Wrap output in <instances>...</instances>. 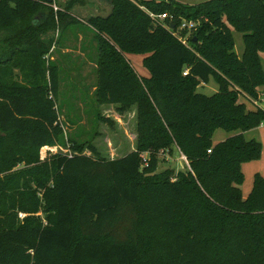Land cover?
<instances>
[{
	"label": "trees",
	"instance_id": "1",
	"mask_svg": "<svg viewBox=\"0 0 264 264\" xmlns=\"http://www.w3.org/2000/svg\"><path fill=\"white\" fill-rule=\"evenodd\" d=\"M44 1L0 0V173L27 165L0 177V264H264V176L246 197L240 189L242 165L262 151L244 132L264 122V0H104L110 10L83 21L75 13L92 0H56V12ZM183 20L199 21L186 43L174 34ZM77 22L96 43L97 107L135 108L136 148L124 156L60 125L56 55ZM211 79L216 92L197 91ZM218 129L234 134L213 143ZM66 142L71 153L40 157ZM162 148L188 165L157 171Z\"/></svg>",
	"mask_w": 264,
	"mask_h": 264
},
{
	"label": "rangeland",
	"instance_id": "2",
	"mask_svg": "<svg viewBox=\"0 0 264 264\" xmlns=\"http://www.w3.org/2000/svg\"><path fill=\"white\" fill-rule=\"evenodd\" d=\"M175 2L195 5L205 0H174ZM45 2V1H44ZM60 2V1H59ZM54 1L57 7H61V3ZM46 3V2H45ZM90 7L82 10H77L75 15L79 19L86 20L87 17L97 15L99 12L106 10V3L104 0L90 1ZM109 5V4H108ZM62 8V7H61ZM38 17L36 21H40ZM161 21V20H159ZM195 24L191 28H185L184 31L179 32V28L175 31L179 36L185 38L188 34L196 28L199 21H194ZM68 29L62 32L59 48L62 42L69 45L72 52L67 55L66 59L62 60V66L59 73V87L56 97V106H58V119L62 130L67 137H72L79 143L90 141L98 150L100 155L106 158H116L124 156L127 152L136 148V111L135 108L120 113L117 111L115 104H102L97 107L92 95V85L96 81V71L93 68L92 62L96 59L97 50L96 43L89 32L87 25L82 22H77ZM182 30V29H181ZM79 34L84 35V41H77ZM234 39V50L240 56L244 49L242 34L238 31H232ZM91 36V37H90ZM58 58L60 59V50ZM78 52V53H77ZM129 61L136 73L141 77H147L148 72L142 65L143 55L132 54L128 55ZM261 61L264 69V53H261ZM88 68V69H86ZM217 84L214 80H210L207 84H200L197 91L206 95H211L217 91ZM262 89V88H260ZM241 101L243 99H240ZM247 108L253 109L255 102L245 101ZM100 112L102 116L106 117L112 123L106 121H98L96 114ZM234 132L227 133L224 130L218 129L212 138L213 143H218L224 140ZM247 140L256 139L262 145L261 156L258 160H252L242 165V172L244 174V182L240 185L243 197H246L253 185L254 174L259 173L264 176V122L259 126L244 132ZM72 147L70 142L62 145L42 147L39 150L40 157L51 155L54 152H61L63 154L71 153ZM85 153H89L85 150ZM148 152H142L141 156L147 157ZM158 159L157 171L163 169H173L175 172L183 169L188 165L182 154L172 148L171 151L167 148H162L156 153ZM144 166V165H143ZM27 167V165L17 164L15 167L0 173L3 177L14 171H18ZM20 217L24 213L19 214Z\"/></svg>",
	"mask_w": 264,
	"mask_h": 264
},
{
	"label": "built area",
	"instance_id": "3",
	"mask_svg": "<svg viewBox=\"0 0 264 264\" xmlns=\"http://www.w3.org/2000/svg\"><path fill=\"white\" fill-rule=\"evenodd\" d=\"M52 6H53V9H54L55 12H56L57 9L59 8V7H57L54 3L52 4ZM150 16H151L152 18H154V19H158V20H162V19H164V18L167 17L166 13H160V14L150 13ZM194 24H195V22H194L193 20H183L182 23H181L180 26H179V29L191 28V27L194 26ZM170 29H171V28H170ZM174 34L177 35L178 38H179L183 43H186V38H183V37L179 36V35H178L177 33H175V32H174ZM187 71H188V69H185V70L183 71V74H186ZM208 152H210V150H208ZM182 156H183L184 159L186 160L185 156H184V155H182ZM142 158H143V161H145L143 165H146V164H147V163H146V161H147V157H146V156H142ZM186 162H187V160H186ZM30 253L32 254L33 252L30 251ZM30 264H31V263H30Z\"/></svg>",
	"mask_w": 264,
	"mask_h": 264
},
{
	"label": "crops",
	"instance_id": "4",
	"mask_svg": "<svg viewBox=\"0 0 264 264\" xmlns=\"http://www.w3.org/2000/svg\"><path fill=\"white\" fill-rule=\"evenodd\" d=\"M81 12H82V10H84V9H79ZM110 10V5H106V10H105V12H102L103 14H106L108 11ZM98 14H100V12L98 13ZM97 14V15H98ZM81 21H83V19H80ZM84 41V37L81 35V34H79L78 35V39H77V41ZM66 43V42H65ZM73 51V49H71V47L69 46V45H67V44H65L62 48H61V54H63L62 56H60V59L59 60H61V59H66V61L68 60L67 59V55L70 53V52H72ZM78 53V52H77ZM58 57V56H57ZM62 61V60H61ZM92 65H93V68L96 66V64H95V60H93V62H92ZM86 69H88V68H86ZM94 89H95V87L92 85V90H93V92H94ZM92 92V93H93ZM101 106V105H100Z\"/></svg>",
	"mask_w": 264,
	"mask_h": 264
},
{
	"label": "water",
	"instance_id": "5",
	"mask_svg": "<svg viewBox=\"0 0 264 264\" xmlns=\"http://www.w3.org/2000/svg\"><path fill=\"white\" fill-rule=\"evenodd\" d=\"M53 0H45V2L47 3H51Z\"/></svg>",
	"mask_w": 264,
	"mask_h": 264
}]
</instances>
